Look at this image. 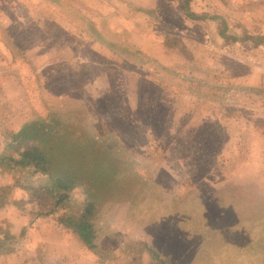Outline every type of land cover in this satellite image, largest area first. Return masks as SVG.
Returning <instances> with one entry per match:
<instances>
[{
	"label": "rangeland",
	"instance_id": "374dc122",
	"mask_svg": "<svg viewBox=\"0 0 264 264\" xmlns=\"http://www.w3.org/2000/svg\"><path fill=\"white\" fill-rule=\"evenodd\" d=\"M46 1L0 0V49L11 61L7 68L0 59V154L24 118L61 128L71 123L75 139L85 141L88 113L96 142L118 170L88 217L96 258L106 264H264V0H191L188 8L184 0H152L156 8L148 17L118 11V23L103 26L89 12L97 29L130 40L170 74L153 65L99 58L73 15L100 2L107 18L132 0H58L65 8ZM49 50L58 56L40 69L37 91L44 103L35 105L34 80L25 75L30 68L9 69L17 60L43 65L41 56H22ZM96 81L106 82L107 96L94 102L82 89ZM52 109L59 114H48ZM106 112L110 129L101 116ZM16 138L25 148L26 141ZM15 148L14 143L10 150ZM121 167L147 187H169L167 200L178 210L162 212L169 201L155 195L141 200L139 187ZM0 172L9 176L0 186V207L13 204L12 220L32 225L52 210L57 217L84 214L79 187L52 190L33 168L4 163ZM195 202L214 223L206 221L198 230L184 226V215L199 213ZM9 220H0V253L10 251L15 239ZM242 238L248 242L242 250L228 243Z\"/></svg>",
	"mask_w": 264,
	"mask_h": 264
},
{
	"label": "trees",
	"instance_id": "16d2710c",
	"mask_svg": "<svg viewBox=\"0 0 264 264\" xmlns=\"http://www.w3.org/2000/svg\"><path fill=\"white\" fill-rule=\"evenodd\" d=\"M48 1L58 7L65 8V6L58 0ZM190 3L191 0H184V7L188 8ZM73 15L77 17V14ZM188 16L194 17L192 14H188ZM89 29L90 31H93L91 26H89ZM106 45H108V49L117 52L118 55L131 56V58L135 59L137 62L149 61L148 59L145 61V56L139 58V55H141L140 53L128 54L124 48L117 47L115 43L111 42V40H108ZM70 125L66 124L65 126L67 127L62 128L59 127L60 125L58 124L46 126L34 123L28 125L25 130L23 129V131L19 133L20 135H17L20 139L26 141V147L22 148V145L18 144L19 142L16 136H11L16 148L11 151L10 149L14 143L6 144L4 150H2V154H0V166L5 163L18 169L33 168L35 174L39 173L45 176L48 186L55 191L69 193L79 187L85 196V202L84 204L82 203L84 214H81L78 217H57L52 210V212H45V214L42 215L45 216V218L52 219L54 223L62 224L72 230L88 249L93 250L96 248L93 243L94 232L92 225L88 222V217L91 215V212L97 208L94 201L95 198L105 195L109 191L111 181L116 177L118 171L117 162L113 158H110L113 160L107 161V159H105V154L110 153H106L105 148L102 150L101 145L96 141L92 139L81 141L79 137L75 139L73 132L70 131ZM30 130L32 133L26 135V132ZM12 152L16 155L11 156L10 154ZM92 157H98L96 161L99 162L91 164L89 160ZM121 170L125 173V178L128 176L127 180L130 181V184L139 187L141 200L144 198L152 199V196L155 195L157 200L162 202L163 199L167 200L170 197L169 187L163 184L161 186L157 185L158 187H147L144 183L135 178L132 173L128 175L127 170L124 167H121ZM88 178L90 179V182L86 181ZM116 195L117 194H114V196ZM167 201L169 202L163 206L162 212H167V214L168 212H176L178 210L176 204H173L170 200ZM197 203L195 202L194 206L200 214H186V216L183 213L186 217V221L182 223L186 228L194 227V229L198 230L206 221L214 223L213 215L211 216V220L207 219V215L206 217H203V205L201 203H198V205ZM192 206L193 205H189L190 208ZM178 212H182L181 209ZM229 232L230 231L221 233L223 237L222 243L227 242L223 234ZM184 237L185 235L183 238ZM244 240L246 239H243V241L237 240L228 243L231 244L233 249L240 248V250H242L244 249V246L248 244L247 240L246 242H244ZM180 242H183V240ZM1 252L3 253L5 250L2 249Z\"/></svg>",
	"mask_w": 264,
	"mask_h": 264
},
{
	"label": "crops",
	"instance_id": "0c3cea01",
	"mask_svg": "<svg viewBox=\"0 0 264 264\" xmlns=\"http://www.w3.org/2000/svg\"><path fill=\"white\" fill-rule=\"evenodd\" d=\"M46 2H48V0ZM87 5L88 7L87 6L86 7L88 8L89 11L83 12L81 16L78 15L77 20L80 21V23L86 28L87 32L89 33L90 37L88 36V38L92 40L93 43L95 44L96 46L95 48L98 54L97 56L99 58H110L114 60V63L123 62L127 60V61H130V63L138 67H145V65H153L156 68L163 70L164 72H167L169 74L173 72L170 70V68L163 66V64H161L160 62L149 57L146 54V51L139 49V47H137L130 40L127 41L125 39L126 42H122L121 40H119L116 32H111V34L109 33L107 34L105 31L97 29L95 26V23H96L95 20L97 21V18L93 20L92 16L89 15L90 14L89 12L93 10L92 12H95L94 16L99 17L98 23L102 26L104 24L108 25V23H110L109 21H112L113 24H117L118 22L114 21L113 19L116 18L117 13L120 12L122 14L123 11L130 13L129 14L130 18L133 17L135 12H136V16H138V14L141 13L145 17H148L147 15L152 14L153 9L156 8V5H154V2L152 0H145V2H141V0H132L131 4H124L122 5V8L120 7L113 8L112 14L110 16H107V18L102 17L105 14L103 13V10H102L104 7L101 6L102 4L100 2H90V3H87ZM89 26H91L93 31H90ZM108 40H111V42L115 43L117 47L124 48L128 54L129 53H136V54L140 53L141 55H139V58L145 56L146 57L145 61L147 59L149 61L137 62L135 59H132L131 56L128 57V56H122L120 54L118 55L117 52L112 51L107 48L108 45H106V42ZM58 52L53 53V51L49 50V52L45 51L40 54L39 52H35V54L33 53L24 54V56L22 57L30 58L31 56L34 55L35 57L39 58V56H41L45 58V61L43 62V65H40V64H36L37 63L36 61L28 62L26 60H23L24 61L23 62V61L17 60L15 61V64H13L9 69V71H12L13 69L16 68V71L22 72V70H27V67L30 68V72L27 70L29 73L25 75L26 77L30 76L34 80L35 90H34V95H33L34 96L33 104L35 105H37V102H38V105L39 104L43 105L44 103V100L42 99L43 93L40 91H37V89L38 90L41 89L39 88L40 86L38 84L39 79H41V76L39 75L40 69L43 66L46 67V63L50 62L48 58H50L51 56L53 57ZM8 54L11 56L10 52ZM0 59H2V61L3 60L5 61L4 65L7 66L8 68L11 61L8 60L7 53L1 49H0ZM0 64H1V61H0ZM33 67H35V69H33ZM21 76L24 77L23 74ZM101 89L103 90V92H101ZM82 90L83 92L86 91L88 95V99L90 101L93 100L94 102L97 101V99L99 98L101 100L105 95L107 96L106 82H103V81L102 82L96 81L93 87L89 83L85 87L83 86ZM96 90L100 91L102 93L101 94L102 96L98 95ZM131 100H134V99H131ZM138 104L136 106H138ZM53 110L54 109L49 110L48 114H52V115H54L53 113L59 114L58 109H56L55 112H53ZM87 114L85 115V122H84L85 127H87L86 130H88V133H89L88 134L89 137H87V140L92 139L94 141H97L96 138L93 136L94 135L93 128H92L91 123H89V116ZM101 116H102V119L105 121L104 123L105 126L108 129H110L108 125L109 124L108 122L110 121V116L107 115V112H106V115L101 114ZM30 121L31 120H28V118H24L22 120V123L19 124L18 129L15 132H13L11 136H16L21 132V130L26 129V127L30 125L31 123ZM54 121L57 122L58 120H54ZM34 123L45 125L37 121ZM136 136L140 137L142 135L141 133L138 132ZM137 147L139 146L137 145ZM140 164H143V163L140 162ZM140 181L144 183L145 185L147 184L145 181H142V180ZM8 183H9V176L5 173L0 172V186L6 185ZM147 185H150V184H147ZM13 209L14 207L12 203H8V205H3L0 207V220H4L6 218L10 219L9 221H11L13 225L11 224L9 226L10 227L9 233L15 238L14 242L12 243L13 244L12 247L11 245H8L6 248V249L10 248V251L5 250V252L0 253L1 254L0 264H106L105 260L99 258V256L97 258L94 256V252L96 248L98 249V247L95 246L96 248L94 250L88 249V247H86L78 239L76 234H74L72 230L65 227L64 225L54 223V221L49 218H40L38 219V224L36 221V223L32 225L30 224V222L27 223L26 221H18L16 219L12 220L11 217L9 216H12L10 214L13 213L11 212V210ZM45 222L48 224H44L45 225L44 227L41 226V224ZM23 239L24 241H22Z\"/></svg>",
	"mask_w": 264,
	"mask_h": 264
}]
</instances>
